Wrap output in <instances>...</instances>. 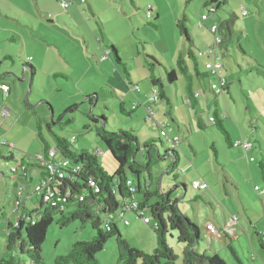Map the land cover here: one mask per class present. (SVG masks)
Wrapping results in <instances>:
<instances>
[{
    "label": "rangeland",
    "instance_id": "obj_1",
    "mask_svg": "<svg viewBox=\"0 0 264 264\" xmlns=\"http://www.w3.org/2000/svg\"><path fill=\"white\" fill-rule=\"evenodd\" d=\"M83 1L78 0L64 9L61 8L59 0H0V10L4 15L12 14L7 10L12 6L25 9L27 15L22 13L23 17H18L22 20L21 23L28 25L30 17L32 24L40 29L39 32L44 35L43 40H45L32 38L34 40L30 42V38L22 33L21 39L26 43L25 46L22 44L15 46L13 43H5V46L0 44V49L10 50L14 57V62H5L0 71L1 74L5 71L9 72L6 80L12 88L9 96L4 95L0 90V101H6L12 108L11 115L0 128V137L1 142L10 145L14 152L12 161L0 157V260L6 250L7 220L14 223L16 217H20L23 212L21 211L23 205L33 212L34 216L39 215L36 212L39 209L40 195L36 192V188L39 185L41 168L31 167L28 179L25 178L22 170L19 175L18 173L15 175L11 169L18 164L20 158L42 154V141L36 134L39 117L42 120V135L48 142L53 143L52 132L69 141H73L76 137L75 147L97 154L99 164L111 175L117 170V162L97 133V129L103 127L102 115L108 120L107 131L117 128L133 129V133L141 142L154 140L160 146L162 156L167 148L173 149L174 143L163 138L160 129L154 127V121H157L159 125L167 124L166 130L169 135H173L174 130H177V124L171 119V106L164 100L157 101L154 110H157V105L162 108L157 116L145 125V128L140 127L138 122H135L133 128L129 121L120 124L123 127L118 126L119 120H123L125 115L120 112L119 104L113 108L118 96L105 86L117 87L126 95L122 79L123 68L118 65L117 70L116 66H111L112 62L115 64L116 59L115 56L108 57L111 54L108 49L111 50V43L114 42L119 48L121 47V51L124 47L129 50L125 55L129 57L126 63L132 68L131 71L138 81L147 78L149 74L151 76L148 57L161 62L155 65V77L161 76L171 101L172 98L174 101L172 110L182 125L181 144H176L175 147L180 156L178 172L182 176L177 181L166 174L172 162L170 158H166L165 161L152 167L151 178L147 174L140 177L142 192L147 191L146 186L149 183L152 191L175 190L171 194L172 199L178 200L183 211L187 209L190 220L197 225L201 233L200 243L194 247L195 253L205 256L217 254L226 264H237L232 250L226 247L232 245L243 264H263L264 252L259 234L264 228V192L257 191L256 186L264 188L258 168L259 160L262 159L261 154H264V0H225L226 4L216 15L208 13L204 7L205 0ZM36 3H39L38 8L42 9L40 10L42 15L35 10ZM29 6L35 11V16ZM90 6L95 16L91 13ZM149 7L153 9V18L150 19L147 17ZM73 9L77 15V22L71 27L64 24L59 16L68 19ZM204 14L210 16V20L201 27L200 18ZM47 16L52 20L49 21ZM181 18L186 19L185 27L192 36V46L196 50H203L209 41L212 46L215 37L209 30L210 24L213 21L219 23L218 25L222 23L218 27V33L223 40L225 39L223 45L229 51L227 57L220 59L225 69L223 74L232 87V93L225 92L214 97L209 92V103L206 104L205 100L200 98L197 109H192L189 100L184 104L183 94L188 93V87L192 85L194 90H198L200 81L209 85L217 80L214 77H209L207 80L197 77L193 69L189 77L180 73L176 63L178 51L187 52L191 46L177 28L178 20ZM226 21L230 23V34ZM52 22H57V25ZM221 33L226 38H223ZM1 35L5 33H0ZM84 38L95 47L98 58L93 56L94 51L86 49L83 45ZM48 43L54 45L55 51L56 43L65 47L69 55L63 54V56L68 57L72 66L66 68L52 53L47 54L49 61L45 62L44 54L50 49ZM99 45L104 49L103 53L106 52L104 55L108 60L102 58L104 55L101 50L99 51ZM85 57L92 62L86 61ZM210 59L207 55L201 57L204 64ZM25 63L34 65L42 73L34 75ZM49 63L54 69L59 68L68 74L74 73V80L55 79L49 76L47 74ZM188 63L192 67V62L188 61ZM167 68L177 69L178 86H173L168 81L165 74ZM148 84L149 95L153 96L150 80ZM92 96L96 98L90 103L89 99ZM216 98L220 108L218 114L224 117V125L229 135L239 140L249 138L247 140L254 143L255 149L251 154L255 156V162L248 161L238 148H229L223 130L212 122L211 118L215 117L214 99ZM70 107L73 109L69 110ZM113 109H117L118 114L114 113ZM167 109L170 110L169 114ZM196 110H199L202 116L203 128L198 126ZM95 118L99 120L98 123L93 121ZM184 125L189 128V132L184 130ZM190 144L197 151L196 154L190 149ZM213 148L217 150L224 163L216 162ZM2 152L8 153L7 148L2 147ZM138 159L144 160L142 152L139 153ZM199 172L207 177L209 193L212 197L210 199L207 198L209 197L207 192L193 189L194 180L201 178ZM14 176L18 186L11 180ZM129 177L137 185V178L131 173ZM179 184H185L187 187L185 195L187 202L180 200L183 191L175 189ZM194 196L200 197L195 206L191 203ZM141 197L142 194H139L138 198ZM155 201L157 199L154 197L152 203ZM17 202L22 203L19 208ZM144 214L152 220L150 225H145L143 219H138L131 213L135 218L128 216V225H124V220L118 218L117 227L120 233L122 231V237L132 247L144 250V253H151L157 245L152 230L154 220L149 210ZM197 215L200 216V222L196 219ZM217 218L221 224L218 223ZM57 220L58 218L50 225L41 249V256L47 264H54L58 257L69 254L75 243L90 241L96 235L91 222L84 224L78 219L67 226H62ZM176 238V233L171 231L166 240L179 258L176 264H182L180 258L185 247L178 243ZM20 256L25 264L31 263L28 257ZM97 258L99 264L118 263L116 237L113 236L107 241L104 250L98 253Z\"/></svg>",
    "mask_w": 264,
    "mask_h": 264
},
{
    "label": "trees",
    "instance_id": "obj_2",
    "mask_svg": "<svg viewBox=\"0 0 264 264\" xmlns=\"http://www.w3.org/2000/svg\"><path fill=\"white\" fill-rule=\"evenodd\" d=\"M225 4V0L204 1V7L208 12L211 11L212 7L215 9L216 12H214V15ZM185 26V18L178 20L177 28L181 36L185 37L188 43H191L188 52L186 54L180 53L177 57L178 69L183 76H191V66L188 63V61H191L195 75L207 79L210 76L206 73L204 63L201 62V56H199V53L202 51L193 49L192 36L188 33ZM112 49L116 53L115 48ZM149 58L152 91L158 88V101L164 100L167 105H171V99L163 81L160 77H155V65L161 64V62H158L155 58ZM116 59L118 61L120 60L117 56ZM165 74L170 83L174 84L177 82L178 74L175 70H169L167 68ZM0 79L3 80L4 76L0 75ZM210 85L211 83H209V87ZM188 89V95L192 103L197 96L191 87H188ZM92 102L90 100V103ZM191 106L195 109L193 103ZM120 107L121 112L124 113L123 104ZM72 109L73 107L69 108V110ZM196 115L199 120L198 126L203 128L202 117L199 113ZM101 117L103 127L98 128L97 133L106 149L117 162V170L113 175L101 167L97 154L75 147L77 138L72 142L52 132L53 143L48 142L42 135V120L40 117L38 118L36 134L42 141V155L40 158L38 156L20 158L17 163H19L20 167H24L21 168L23 173H27L31 167H38L42 170L40 185L45 183L46 188H44L43 195L39 197V209L36 212L39 215L34 216L33 212L23 210L21 217L18 218V226H15L14 223L7 220V244L0 264H25L20 255L28 257L31 262L30 264H47L41 256V249L43 248L49 227L56 218H58L57 221L62 226H67L78 219L84 224L91 222L92 228L96 231V235L90 241H79L75 243L69 254L58 257L54 264H99L97 255L104 250L107 241L113 236L116 237L118 245L117 264H138L139 262L142 264H176L179 258L168 246L166 240L171 231L176 233L178 243L185 247L184 253H182L180 258L182 264H226L217 254H214V256H205L204 254L194 252L195 245L200 243L201 233L197 225L181 209L178 200L172 199L171 194L175 190L164 191L156 189L152 191L150 189L151 183H149L147 186L145 185L147 191L142 192L140 177L147 174L151 178L152 167L165 161L166 158L172 160L166 174L171 176L173 180H179V177L182 176L178 172L180 156L175 148H167L165 154L162 156L159 149L160 146L154 140L141 142L132 130L125 128L107 131V118L103 115ZM212 119V122L223 130L228 147L232 149L238 148L234 146L236 141H232L229 135L230 133L225 128L223 117L216 110L215 117ZM71 121L69 120V122ZM93 121L96 123L99 122L96 118ZM51 148H56L57 150V156L54 158L49 155ZM190 149L195 153L192 144H190ZM213 150L215 152L216 162L224 163L217 150L214 148ZM140 152L144 154L143 161L138 159ZM0 157L4 160L12 161L14 160V152L3 153L0 148ZM65 160L69 161V166L63 167L62 162ZM50 164L56 167L58 173L52 174L49 169ZM77 166L80 167V170L75 172L74 170ZM258 168L264 183V154L262 155V159L259 160ZM130 173L137 178V185L130 179ZM59 174L62 176L60 177ZM129 181L136 188L133 194L131 193V186L128 184ZM180 185L182 188L179 187ZM185 188H187L185 184H179L175 187L176 191L180 189L183 193L185 192ZM48 191L51 196L50 200L46 202L43 197H45L44 195ZM139 194H142V197L136 200ZM154 197L157 201L152 203ZM130 200H136L140 210H149L154 220L152 230L155 233L157 245L151 253H144L143 250L132 247L122 237L123 235L117 227L119 212ZM133 213L137 215V212L133 211ZM198 235L200 239L196 242ZM259 235L261 238L260 244L264 252L263 233ZM226 247L232 250L237 264H243L232 245H226Z\"/></svg>",
    "mask_w": 264,
    "mask_h": 264
},
{
    "label": "crops",
    "instance_id": "obj_3",
    "mask_svg": "<svg viewBox=\"0 0 264 264\" xmlns=\"http://www.w3.org/2000/svg\"><path fill=\"white\" fill-rule=\"evenodd\" d=\"M50 1V0H49ZM37 4V3H36ZM49 5H51V4H49ZM38 6H39V3L37 4V6H36V8H35V10L37 11V12H39L41 15L43 14V13H41L40 12V10H42V9H39L38 8ZM30 7V6H29ZM2 8H4V7H2ZM31 8V7H30ZM90 10H91V13L93 14V16H95V13H94V11L92 10V6H90V8H89ZM7 10H9L12 14H9V13H7V15H4L3 14V11H1L0 10V22L2 23V27L0 28V33H5V35H1L0 36V40H2V41H0V44L2 43L3 45L5 44V43H13V44H15V46H18L19 44H22V46H25L26 45V43H24L23 42V40L21 39V35H22V33L23 34H25V35H27V37L28 38H30L29 39V41L31 42L32 40H34V39H32V38H35V39H40L41 41H45V40H43V37H44V35H42L39 31H40V29H37L33 24H32V20H31V18L29 17V22H28V25H24L23 23H21V19H19L18 17H23V15H22V13H24L25 15H27V11L25 10V9H23L22 7H11V8H7ZM31 10H33L32 8H31ZM33 15L35 16V11L33 10ZM27 17V16H26ZM49 21L50 20H52V18H50V16L48 17H46ZM59 18L61 19V21L62 22H64V24H66L67 26H71L72 27V24H74L75 22H77V15L75 14V12H74V9H73V12L72 13H70L69 14V18L68 19H65L63 16H59ZM54 20V19H53ZM70 22V23H69ZM53 24H56L57 25V22L56 23H54V22H52ZM213 23H216V22H212V24ZM226 23H227V25H228V27H227V30L229 31V34H230V30H229V28H230V23H228L227 21H226ZM219 24V23H218ZM28 29H29V31H28ZM46 29H48V28H46ZM66 31V30H65ZM100 31H101V33H102V35H103V31H102V28H100ZM66 33H68L69 34V32L68 31H66ZM221 35L222 36H224L223 35V33H221ZM86 37V36H85ZM223 38H226L225 36L223 37ZM85 39V38H84ZM225 40V39H224ZM100 41L101 40H99V43H100ZM207 41H209V40H207ZM210 42L211 41H209V42H207V44H205V48L203 49V50H200V51H205L209 46H210ZM49 44V43H48ZM85 47H86V49H88L89 48V50L91 51H94V53H93V56H95V58H98V53H97V50L95 49V47L91 44V42L90 41H88L87 39H85V44H83ZM5 46V45H4ZM54 45L53 44H49V47H50V49H49V52H46V54H44L45 55V59H44V61L45 62H47L48 63V57H47V54H50V53H52V55H54L55 56V58H56V60L58 59L59 61H61V63H62V65L63 66H66V68L67 67H69V66H72V64L70 63V61H69V59H68V57H64L63 56V54H68L69 52H67L66 50V48L65 47H63L62 45H60L59 43H56L55 44V47L57 48V50L55 51L54 50V47H53ZM81 46V45H80ZM112 48H115V50H116V53L114 52V50L112 49ZM121 48V47H120ZM118 46H117V43H111V50L110 49H108V51H111V54H109V56L108 57H110V55L111 56H115V59H116V56L120 59L119 61L116 59V61H115V64H114V62H112L111 63V66H116L117 67V70L119 69V67H118V65H120V67H122L123 68V76H122V79H123V82H124V86H125V88H126V90H124L125 92H126V95H124L123 93H121L122 91H119V89L117 88V87H110V86H108V85H105V86H107L108 88H110L111 89V91L112 92H114V94L115 95H117L118 96V98H117V100H116V102H114L113 103V108L117 105V104H119V107L123 104V109H124V113H122L121 112V107L119 108V110H120V112L122 113V114H124L125 115V117L124 118H122L123 120H119V123H118V126H120V127H123V126H121L120 124H124V123H126L125 121H129V122H131L132 123V126H133V128H134V124H135V122L137 123H139V125H141L140 127H142L143 126V128H145V125H147V124H149L150 123V121L155 117V116H157V114L159 113V111H160V108H162L160 105H159V107H158V105L156 106L157 107V110L155 111L154 110V106L156 105V103H157V101L155 102V103H153V104H150V99L152 98V95L150 96L149 94H150V91H149V84H148V80H150V83H151V79H150V74H149V76H147V78H145V79H142V80H140V81H138V79H137V77L134 75V73H133V71H131L132 70V68L126 63L129 59V57H126L125 55L129 52V50L127 49V48H122V51H121V49H120ZM184 48H186V47H184ZM98 49H99V51L101 50L102 51V55H104V54H106V52L105 53H103V51H104V49L103 48H101V46L99 45L98 46ZM224 49V50H223ZM196 50V49H195ZM61 52H63V53H61ZM187 52H188V50H187ZM187 52H181V50H179L178 51V54L180 55V53L181 54H186ZM228 50L226 49V47L223 45L222 46V48H221V50H220V52H219V58H218V60L220 59V58H224V57H227L228 56ZM24 53V52H23ZM26 53H28V52H26ZM84 56H85V52H83L82 53ZM69 55V54H68ZM178 55V56H179ZM26 59L28 60V54H26ZM177 56V57H178ZM104 57V59L106 60L107 58L105 57V55L104 56H102V58ZM208 58H211V57H209L208 56ZM216 57H214V59H215ZM211 59H213V58H211ZM85 60L87 61H89L90 59L88 58V57H85ZM108 60V59H107ZM221 60V59H220ZM8 61H12V62H14V57H13V55L10 53V50H7L6 48H2V49H0V71L3 69V66H4V64H5V62H8ZM91 61V60H90ZM112 61H113V59H112ZM176 61H177V58H176ZM92 62V61H91ZM201 62H202V60H201ZM126 63V64H125ZM177 63V62H176ZM203 63V62H202ZM25 66L27 67V68H29L31 71H33V73H34V75H36V74H41L42 72L41 71H39V70H37L36 68H35V66L34 65H29V64H26L25 63ZM144 68V67H143ZM194 70V68L193 67H190V70H191V72ZM47 70H48V72H47V74H49V76L51 75V77H53V78H65V79H70V80H74V73H70V74H68V73H66V72H64V71H61V70H59V68L58 69H54L53 68V66H51L50 65V63H49V67L47 68ZM62 70H65V69H62ZM144 70H146L145 68H144ZM150 70V69H149ZM148 70V71H149ZM175 70V72L177 73V69H174ZM195 71V70H194ZM191 72H190V75H191ZM195 73V72H194ZM0 75H3L4 76V79L3 80H1L0 81V83L1 84H6V85H8L9 87H10V85H9V83L7 82V80H6V78H8V75H9V72H4V73H0ZM115 75V74H114ZM160 77V79H161V76H159ZM225 77H226V75H225ZM27 78V77H26ZM146 79H148V80H146ZM207 79H209V78H207ZM207 79H205V80H207ZM162 80V79H161ZM227 80V79H226ZM178 81H179V75H178V80H177V82L176 83H174L173 84V86H178ZM34 82V81H33ZM32 82V86H33V83ZM59 82V81H58ZM227 82H228V86H227V88L225 89V92H227V93H232V91H231V85H230V83H229V81L227 80ZM194 84V83H193ZM136 86L139 88V90H140V92H137L136 90H135V88H136ZM148 87V88H147ZM151 88H152V84H151V86H150ZM193 85H192V87H191V89H192V91L195 93V95H197V94H199V96L197 97V98H195L194 99V102H192L193 104H194V106H195V108L196 107H198V105H199V102H200V98H203L204 100H205V102H206V104L207 103H209V85H205V83L204 82H201L200 81V87L198 88V90H194L193 89ZM206 89H207V91H206ZM167 91V90H166ZM2 92V91H1ZM11 92H12V88L10 87V91L8 92V93H4V92H2L4 95H11ZM168 92V91H167ZM224 92V93H225ZM211 94V93H210ZM215 97V96H214ZM94 98H96V97H94V96H92L91 97V99H89V101L90 100H92V101H94ZM171 99V98H170ZM182 100L184 101V104H185V102H186V100H189L190 101V98H189V95H188V93H184L183 94V97H182ZM119 101V102H118ZM161 101V100H160ZM171 102V119H172V121L174 122V123H176L177 124V130L175 131L174 130V132H173V135H178L180 138L182 137V135H180V132H181V127H182V125H181V123H179V119L177 118V116L175 115V112H173V110L172 109H174V101H173V98H172V101H170ZM191 102V101H190ZM214 105L216 106V111H217V113L219 112V110H220V108H219V101L217 100V98L216 99H214ZM192 103H190V105L192 104ZM2 107H8V108H10V115H11V113H12V108H11V106L6 102V101H0V109L2 108ZM192 107V106H191ZM152 109V111L154 112V116H152L150 119H148V116H149V109ZM192 109H194L193 107H192ZM197 109V108H196ZM197 111V113H199V115H200V112H199V110H196ZM113 112L114 113H117L118 114V111H117V109H113ZM170 113V110H168L167 109V114H169ZM189 113V112H188ZM196 113V114H197ZM9 115V116H10ZM8 116V117H9ZM191 116V115H190ZM197 116V115H196ZM221 116V115H220ZM198 117V116H197ZM202 117V116H201ZM200 117V118H201ZM223 117V116H222ZM212 119V118H211ZM223 119H224V117H223ZM7 120V118L6 119H3V118H0V128L2 127V126H4V124H5V121ZM108 121V120H107ZM154 123H158L157 121L155 122L154 121ZM132 131H133V129H131ZM184 130H186L187 132H189V128L187 127V126H185L184 125ZM138 137V136H137ZM231 137V136H230ZM1 138V137H0ZM76 138V137H75ZM2 139V138H1ZM231 139H232V141L234 142V141H242V140H245V141H249V142H252L251 140H247V139H249V138H241V140H239L238 138H236V139H233L232 137H231ZM253 143V142H252ZM253 146H254V143H253ZM2 149V148H1ZM254 149H255V146H254ZM254 149H252V150H254ZM195 150V149H194ZM240 150V153L242 154V156H243V154L246 156V159L248 160V161H253V162H255L256 160V158H255V156L253 155V154H251L252 153V150H250V151H248V152H244L243 150H241V149H239ZM197 153V151L195 150V153L194 154H196ZM40 155H42V154H40ZM40 155H36V156H40ZM261 155H263V154H261ZM18 166V164H16V166H14V167H17ZM13 168V167H12ZM11 168V169H12ZM22 169H20L19 170V172L21 171ZM191 170H192V168H191ZM31 170H30V168H29V170H28V172L27 173H23V175H25V178L26 179H28L29 177H30V175H29V172H30ZM193 171V170H192ZM19 172H17L18 173V175H19ZM225 172V171H224ZM200 173V172H199ZM16 175V174H15ZM40 175H41V173H40ZM33 176H31V180H33V178H32ZM199 177H201V178H196L195 180H194V182H199V181H201V182H205V183H207V177L204 175V174H202V173H200V176ZM185 178V177H184ZM11 180L12 181H14L15 182V184H16V186H18V184L16 183V176H14V177H11ZM39 184H40V179H39ZM207 185H208V183H207ZM256 187H258V186H256ZM187 191V190H186ZM200 192H207L208 193V195H209V197H207L208 199H210V198H212L211 196H210V193H209V186H208V189H206V190H203V191H200ZM187 193V192H186ZM186 193L180 198V200H183V202H187L186 200H185V195H186ZM200 199V197H198V196H194L193 197V199L191 200V203H193V205L195 206V203L198 201ZM136 200H138V197H136ZM210 201V200H209ZM263 204H264V202H263ZM22 205V203L21 202H17V208H19L20 206ZM185 207H186V205H185ZM22 210H24V211H29V210H27L25 207H24V205H23V207L21 208V211ZM184 212L186 213V215L188 216V217H190V215L188 214V211H187V209H185L184 210ZM131 213H133V212H130V211H127L126 212V214H125V217H126V220H127V217L128 216H130V217H132V218H135L134 216H136L134 213V216H132L131 215ZM22 214V213H21ZM21 214H20V217H21ZM18 218H19V216L18 217H16V220L15 221H17L18 220ZM191 218V217H190ZM196 219H197V221L198 222H200V216L199 215H197L196 216ZM14 221V222H15ZM217 221H218V223L219 224H221L220 223V221H219V218H217ZM129 222V221H128ZM250 222H251V220H250ZM252 223V222H251ZM225 224H227V221H226V219H225ZM124 225H126L125 223H124ZM145 225H150V224H145ZM121 233H122V231H121ZM260 233H264V228H263V230L260 232ZM196 246V245H195ZM135 248H137V247H135ZM137 249H139V248H137ZM141 250V249H140ZM144 251V250H143ZM154 251V250H153ZM264 264V263H263Z\"/></svg>",
    "mask_w": 264,
    "mask_h": 264
},
{
    "label": "built area",
    "instance_id": "obj_4",
    "mask_svg": "<svg viewBox=\"0 0 264 264\" xmlns=\"http://www.w3.org/2000/svg\"><path fill=\"white\" fill-rule=\"evenodd\" d=\"M60 3H61V8H64L66 9L67 7H69L70 5H73L74 3H76L78 0H59ZM81 1V0H79ZM83 1V0H82ZM84 2V1H83ZM152 7H149V10H147V17L150 19V18H153L152 16ZM214 12L215 9L212 7L211 8V11L208 12L210 13L211 15H214ZM245 14V13H244ZM210 20V16H208L207 14H204L201 16L200 18V24H201V27H204L205 23L208 22ZM219 25L217 23H211L210 24V27H209V30L211 31L212 35H214L215 37V42H213L212 46L210 45L205 51H202L201 53H199V56L203 57L204 55H207L211 58H214L216 57L214 60H209L207 61L205 64H204V69L206 71V73L210 76V77H214L216 78V82L211 84L210 85V88H209V91L210 93L213 95V96H219L220 94H223L225 92V89L227 88L228 86V82L224 76V65L223 63L221 62V60L219 58V52H220V48L222 46V43H224V40L219 36ZM0 90L4 93H8L10 91V87L6 84H1L0 83ZM135 90L137 92H140L139 88L136 86ZM197 97L199 96V94L196 95ZM159 100V94H158V91L157 89H153V96L151 98V101L150 104H153L155 103L156 101ZM10 108L8 107H2L0 109V118H3V119H6L8 118V116L10 115ZM152 116H154V112L152 111V109L150 108L149 109V116H148V119H150ZM213 120V119H211ZM154 127L160 129V134L161 136H163V138L165 139H168L169 141L173 142L174 145L172 146V148H175L176 147V144L180 145L181 144V138L178 136V135H169L168 134V131L166 130L167 128V124H164V125H159L158 123H154ZM76 140V138L74 137L73 138V141L74 142ZM1 138H0V148L2 147H5L7 146V151L8 152H13V148L8 145L7 143L5 142H1ZM234 146L238 147L239 149L243 150L244 152H248L250 150H252L254 147H253V143L252 142H249V141H236L234 143ZM49 155L50 157L54 158L57 156V150L56 148H51L50 149V152H49ZM39 158L41 157L38 156ZM62 166L63 167H66V166H69V161L68 160H65L62 162ZM21 168H24V167H20L19 163H18V166L17 167H13L12 168V173H15L17 174V172H19V170ZM49 169L51 170L52 174L53 173H58L56 167L53 165V164H50L49 165ZM80 170V167L77 166L75 167V172H78ZM59 176L61 177L62 175L59 174ZM128 184L131 186V193H135L136 191V188L134 187V185L131 183V181L128 182ZM92 185H94V183H92ZM44 188H46V184L43 183V185H38V188H36V192L42 196L43 195V192H44ZM193 189L194 190H198V191H203V190H206L208 189V185L207 183L205 182H194L193 183ZM256 190L257 191H262L264 192V188L261 189L259 187H256ZM45 197L44 198V201L48 202L50 200V192L48 191L47 194L44 195ZM127 211H130V212H137V215L136 217L138 219H143L145 222V224H150L151 222V219L149 217H146L145 214H144V210H140L139 208V204L136 200H130L126 205L123 206V208L121 209V211L119 212V218L123 219L124 223L126 225L129 224L128 220H126V217H125V214ZM140 217V218H139ZM18 221H15L14 222V225L15 226H18ZM262 238L264 240V233L262 235Z\"/></svg>",
    "mask_w": 264,
    "mask_h": 264
},
{
    "label": "water",
    "instance_id": "obj_5",
    "mask_svg": "<svg viewBox=\"0 0 264 264\" xmlns=\"http://www.w3.org/2000/svg\"><path fill=\"white\" fill-rule=\"evenodd\" d=\"M179 187L182 188L181 185H180ZM186 192H187V191H186V188H185V192L183 193V195H184ZM198 239H200L199 235L197 236L196 242L198 241ZM193 247H194V246H193ZM193 247H192V250H193Z\"/></svg>",
    "mask_w": 264,
    "mask_h": 264
}]
</instances>
